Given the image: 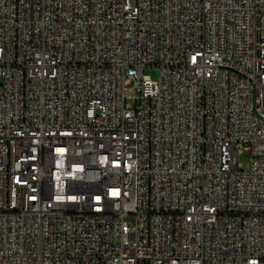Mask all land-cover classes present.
<instances>
[{"label":"built area","instance_id":"1","mask_svg":"<svg viewBox=\"0 0 264 264\" xmlns=\"http://www.w3.org/2000/svg\"><path fill=\"white\" fill-rule=\"evenodd\" d=\"M0 264H264V0H0Z\"/></svg>","mask_w":264,"mask_h":264},{"label":"rangeland","instance_id":"2","mask_svg":"<svg viewBox=\"0 0 264 264\" xmlns=\"http://www.w3.org/2000/svg\"><path fill=\"white\" fill-rule=\"evenodd\" d=\"M145 72L149 74L152 78H156L157 76V70L154 68H148L145 70ZM130 95H131V98L128 99V102L133 104L134 103V92H131ZM237 159H238V163L241 164L240 169H244V170L249 169V156L246 152L239 154Z\"/></svg>","mask_w":264,"mask_h":264}]
</instances>
